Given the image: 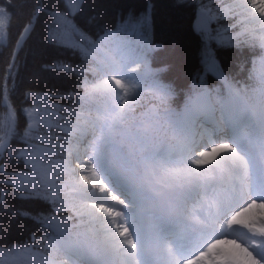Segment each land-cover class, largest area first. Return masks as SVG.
Instances as JSON below:
<instances>
[{
	"label": "snow or ice",
	"instance_id": "obj_1",
	"mask_svg": "<svg viewBox=\"0 0 264 264\" xmlns=\"http://www.w3.org/2000/svg\"><path fill=\"white\" fill-rule=\"evenodd\" d=\"M13 20L0 264H56L69 229L89 264H264V0H0V38ZM38 34L63 53L41 71L70 83L29 89L21 132L17 52Z\"/></svg>",
	"mask_w": 264,
	"mask_h": 264
},
{
	"label": "trees",
	"instance_id": "obj_2",
	"mask_svg": "<svg viewBox=\"0 0 264 264\" xmlns=\"http://www.w3.org/2000/svg\"><path fill=\"white\" fill-rule=\"evenodd\" d=\"M117 3H138L139 0H116ZM190 12L182 14L183 23L187 26L188 17ZM19 28V21L13 20L11 28V36L6 37L5 40H0V70L3 69L5 61L10 57L12 48L15 47L13 41ZM190 47V64H195V43L194 41H186ZM63 57V53H56L48 51L42 46V39L39 34L33 42L26 47L23 51H18V79L16 91L13 95L12 103L15 105L18 113L19 130L23 132L26 117L20 111L26 103V92L31 89L37 96L40 94L50 95L53 90L59 92L61 87L70 83L66 77H60L52 72L43 73L42 67L46 62H55L57 56ZM147 95V92L145 93ZM53 104H66L67 101L60 96L52 97ZM6 112L3 103H0V134L4 128V118ZM26 207L36 210L38 205L35 203L25 204ZM71 237L77 234L76 231L69 229L67 231ZM78 235V234H77ZM60 254V253H59ZM52 256L53 254H49Z\"/></svg>",
	"mask_w": 264,
	"mask_h": 264
},
{
	"label": "rangeland",
	"instance_id": "obj_3",
	"mask_svg": "<svg viewBox=\"0 0 264 264\" xmlns=\"http://www.w3.org/2000/svg\"><path fill=\"white\" fill-rule=\"evenodd\" d=\"M0 40H5V38H0ZM118 209L119 206H116V210ZM62 243L64 245V248L60 252V254L51 253L53 255L50 256L51 258H54L56 260V264H59L60 260L64 258L67 253H76V258L79 259L78 255H84L83 251H93L90 240L82 234H76L75 236L71 237V235L69 236L66 232L63 236Z\"/></svg>",
	"mask_w": 264,
	"mask_h": 264
},
{
	"label": "bare ground",
	"instance_id": "obj_4",
	"mask_svg": "<svg viewBox=\"0 0 264 264\" xmlns=\"http://www.w3.org/2000/svg\"><path fill=\"white\" fill-rule=\"evenodd\" d=\"M84 255H78L79 260L81 261V264H89V261L95 259L93 251H83ZM84 259V260H83Z\"/></svg>",
	"mask_w": 264,
	"mask_h": 264
}]
</instances>
